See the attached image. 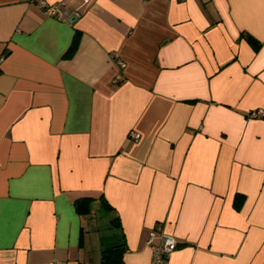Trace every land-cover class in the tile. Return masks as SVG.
<instances>
[{"label": "crops", "instance_id": "1", "mask_svg": "<svg viewBox=\"0 0 264 264\" xmlns=\"http://www.w3.org/2000/svg\"><path fill=\"white\" fill-rule=\"evenodd\" d=\"M156 225L264 264V0H0V264H151Z\"/></svg>", "mask_w": 264, "mask_h": 264}, {"label": "built area", "instance_id": "2", "mask_svg": "<svg viewBox=\"0 0 264 264\" xmlns=\"http://www.w3.org/2000/svg\"><path fill=\"white\" fill-rule=\"evenodd\" d=\"M41 4L45 9L46 14L57 15L59 13L60 4H62V1L52 4H47L42 1ZM118 64L120 65V67H123L124 65V63H122L121 61H118ZM121 79L122 76L117 75L115 81H120ZM139 136L140 135L137 133L132 134V137H134L135 139H138ZM154 230V233L151 234L148 238V243L151 246V264H167L168 256L177 247L178 242L173 236L165 235L159 225H156ZM156 233L159 236L160 243L154 245L152 239Z\"/></svg>", "mask_w": 264, "mask_h": 264}, {"label": "trees", "instance_id": "3", "mask_svg": "<svg viewBox=\"0 0 264 264\" xmlns=\"http://www.w3.org/2000/svg\"><path fill=\"white\" fill-rule=\"evenodd\" d=\"M77 38H78V33L76 32L74 37H73V47L77 43ZM247 40L257 47L258 42L254 39H252L250 36H247ZM72 47V48H73ZM91 197L88 196H82L80 199H77L75 202V208L78 210L80 213L88 211V204L89 201L91 200ZM122 252H123V247L122 245L116 246V247H108L107 249H104L101 253V264H121L122 262Z\"/></svg>", "mask_w": 264, "mask_h": 264}, {"label": "water", "instance_id": "4", "mask_svg": "<svg viewBox=\"0 0 264 264\" xmlns=\"http://www.w3.org/2000/svg\"><path fill=\"white\" fill-rule=\"evenodd\" d=\"M74 17H75V15L72 14L71 16L68 17V21H69L70 23H72L73 20L75 19Z\"/></svg>", "mask_w": 264, "mask_h": 264}]
</instances>
